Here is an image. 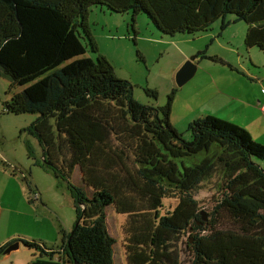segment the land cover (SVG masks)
Returning <instances> with one entry per match:
<instances>
[{"label":"trees","instance_id":"16d2710c","mask_svg":"<svg viewBox=\"0 0 264 264\" xmlns=\"http://www.w3.org/2000/svg\"><path fill=\"white\" fill-rule=\"evenodd\" d=\"M93 5L131 11L133 20L145 13L170 36L202 33L219 20L221 30L243 21L245 48L264 56V0H0V77L9 80L10 95L3 111L37 115L23 131L36 138L41 165L67 183L76 211L57 246L16 241L61 264H114L116 240L105 212L111 206L126 216L125 264H180L173 242L187 232L190 264H264V144L209 114L188 123L191 139H185L170 121L174 90L161 106L138 101L131 82L99 53L87 22ZM228 14L234 17L226 21ZM84 38L95 59L85 55ZM206 57L205 50L195 55ZM143 91L157 99L155 89ZM211 150L197 164L183 160ZM218 162L223 193L205 221L193 193ZM169 191L179 200L161 214ZM221 213L232 229L217 228ZM10 243L0 245V254Z\"/></svg>","mask_w":264,"mask_h":264},{"label":"rangeland","instance_id":"374dc122","mask_svg":"<svg viewBox=\"0 0 264 264\" xmlns=\"http://www.w3.org/2000/svg\"><path fill=\"white\" fill-rule=\"evenodd\" d=\"M232 17L233 14H228L226 21ZM87 22L99 53L111 62L118 77L131 82L133 96L138 101L161 106L174 90L170 121L187 140L191 139L189 122L208 114L224 119L228 117L229 107L234 108L229 101L233 93L239 89L252 92L253 87H257L258 91L264 88V56L259 49L248 50L242 45V28L245 29L246 26L243 21L229 23L221 30L219 20L202 33H177L170 36L156 29L145 13L137 14L133 20L131 11L116 13L105 6L93 5ZM82 42L86 45L85 55L95 59L97 54L87 44V38L82 39ZM137 50L142 54V59L138 58ZM204 50L208 57L218 56L223 62L208 57L195 58V74L182 86H178L175 80L178 69L188 58ZM248 52L251 53L252 64L249 66L256 74L254 76L237 68L232 69L224 62L227 59L239 67L241 60L245 56L247 58ZM8 87L9 80L0 77V195L3 192L4 198L12 203L7 205L12 211L6 212L0 219V235L7 237L27 233L40 237L49 233L48 229L44 232L43 226L49 225L48 219L54 214L60 215L71 231L76 221V211L68 185L65 181L56 179L52 172L41 165L42 150L36 138L23 131L37 115L4 113L3 101L10 96L7 93ZM144 87L157 91L155 101L146 96ZM21 89L22 87H16L14 91ZM241 125L243 126H238L242 127ZM242 128L249 130L246 126ZM211 151L183 160L186 165H194L212 155L214 150ZM220 166L221 163L218 162L217 170L193 193L198 211L205 221L211 219L213 209L223 193ZM73 178L80 185L78 169ZM29 187L32 191H39L43 204L36 199L31 200L33 194ZM178 197L177 192L169 191L160 209L161 214L172 210ZM105 212L108 231L116 240L115 264H125L122 225L126 216L117 213L111 206ZM219 217L217 228H233V223L224 213ZM192 241L187 232L173 242L172 256H176L180 264H190L192 253L189 245Z\"/></svg>","mask_w":264,"mask_h":264},{"label":"crops","instance_id":"0c3cea01","mask_svg":"<svg viewBox=\"0 0 264 264\" xmlns=\"http://www.w3.org/2000/svg\"><path fill=\"white\" fill-rule=\"evenodd\" d=\"M242 29L244 33L242 36V45H244L243 39L246 31V26L245 29L244 28ZM250 50H252V48H250ZM244 59L241 60L239 67L235 65V63L230 62L227 59H225L224 62L227 63L228 66L232 69L237 68L242 72H246V74H249V76H254L253 74L255 73L250 68L251 66H249L252 64L251 53L249 54L248 52L247 58L245 56ZM212 81L214 83V79H212ZM214 85L216 86V84ZM263 90L264 88L258 91L257 87H253L252 92H249V90L247 91H242L241 89L237 90L235 93H233V95L229 97V101H231V104L234 106V108L230 106L229 112H227L228 117L224 118L225 120L231 121L237 125L243 124V126H246L249 129L248 131L252 136V138L262 144H264V111L261 109L264 106V92H262ZM33 193H36L37 197L35 198L34 196L33 197L31 196V200L34 201V199H36L38 200V202L43 204V199L39 191L35 189L32 191L31 194ZM7 205L8 206L12 205V203H10L7 199L4 198V194L2 192V194L0 195V219L3 217V215L6 212L12 211L9 207H7ZM48 220H50L49 225H44L43 229H45L44 232L46 231V229H48L49 233H45V235H40V237H35L27 233L18 234V235H9L7 237L1 234L0 245L6 242L13 243L18 239H27V240H36V241L40 240L44 242L47 247L57 246L58 244H60V238H61L60 229H64L66 232H71V231H69L70 229L65 223L66 221H64L62 217H60V215L54 214ZM48 234L49 237H46ZM21 251H23L24 254H21L22 253ZM115 256L116 253L114 250V264H115ZM0 264H61V263L59 262L57 257L48 258L45 256H40L35 251L24 247L19 242V246L16 249H13L8 253L0 256Z\"/></svg>","mask_w":264,"mask_h":264},{"label":"water","instance_id":"95a60500","mask_svg":"<svg viewBox=\"0 0 264 264\" xmlns=\"http://www.w3.org/2000/svg\"><path fill=\"white\" fill-rule=\"evenodd\" d=\"M195 56L188 58L183 65L178 69L175 75L176 84L182 86L186 81L193 77L196 72V64L194 62ZM19 246V241H15L1 252L0 256L8 253L9 251L16 249Z\"/></svg>","mask_w":264,"mask_h":264},{"label":"built area","instance_id":"2783aa9c","mask_svg":"<svg viewBox=\"0 0 264 264\" xmlns=\"http://www.w3.org/2000/svg\"><path fill=\"white\" fill-rule=\"evenodd\" d=\"M262 92H264V90ZM261 109L264 111V106ZM33 196L36 198L37 197V194L36 193H33Z\"/></svg>","mask_w":264,"mask_h":264}]
</instances>
